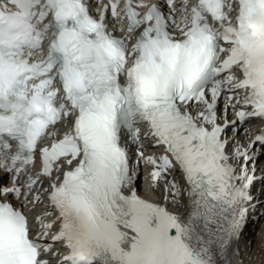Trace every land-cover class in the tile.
<instances>
[{
	"label": "snow or ice",
	"instance_id": "6c2138e0",
	"mask_svg": "<svg viewBox=\"0 0 264 264\" xmlns=\"http://www.w3.org/2000/svg\"><path fill=\"white\" fill-rule=\"evenodd\" d=\"M252 22L264 0H0V264H231L264 218Z\"/></svg>",
	"mask_w": 264,
	"mask_h": 264
},
{
	"label": "bare ground",
	"instance_id": "6f19581e",
	"mask_svg": "<svg viewBox=\"0 0 264 264\" xmlns=\"http://www.w3.org/2000/svg\"><path fill=\"white\" fill-rule=\"evenodd\" d=\"M178 208L180 210L187 208V195L182 197ZM258 220L260 218L257 216L252 220H248L240 239L233 243L234 261H240V257L236 255V248L238 247L244 259V264H264V252H262V248H264V234L262 233V228H259L257 231L254 230L257 227L255 225ZM235 264L237 263L235 262Z\"/></svg>",
	"mask_w": 264,
	"mask_h": 264
},
{
	"label": "clouds",
	"instance_id": "9594fccd",
	"mask_svg": "<svg viewBox=\"0 0 264 264\" xmlns=\"http://www.w3.org/2000/svg\"><path fill=\"white\" fill-rule=\"evenodd\" d=\"M249 31L252 34V36L256 39H261L264 38V26L252 22L248 25ZM142 94L147 96L151 90V85L150 82L147 81L146 79L142 81Z\"/></svg>",
	"mask_w": 264,
	"mask_h": 264
}]
</instances>
